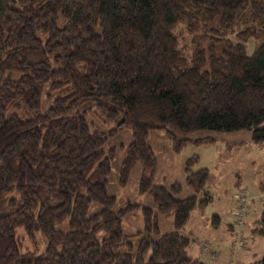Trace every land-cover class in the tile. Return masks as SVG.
<instances>
[{"label":"trees","instance_id":"16d2710c","mask_svg":"<svg viewBox=\"0 0 264 264\" xmlns=\"http://www.w3.org/2000/svg\"><path fill=\"white\" fill-rule=\"evenodd\" d=\"M239 19L246 27L232 41ZM183 20L201 33L191 64L173 31ZM260 28L264 0H0V264H208L188 253L182 229L212 201L209 170L188 163L197 195L185 199L153 188L149 131H165L177 151L214 139L195 138L203 133L247 131L264 141V44L248 55L243 43ZM85 102L117 127L92 130L86 111L74 112ZM124 127L133 141L121 182L141 162L140 191L154 192L159 212H174L169 233L144 208V229L125 234L126 209H113L114 151L103 146ZM92 202L102 208L88 215ZM65 219L68 232L57 227ZM257 224L264 236V210ZM20 226L46 236L45 250L23 251Z\"/></svg>","mask_w":264,"mask_h":264},{"label":"rangeland","instance_id":"374dc122","mask_svg":"<svg viewBox=\"0 0 264 264\" xmlns=\"http://www.w3.org/2000/svg\"><path fill=\"white\" fill-rule=\"evenodd\" d=\"M247 15L248 12L243 13ZM246 27L242 19L235 25L234 32L228 33L227 38L237 41L236 33ZM179 40V46L186 54L189 63L195 51L197 42L195 37L201 33H191L185 20L179 22L173 29ZM244 43L248 55L254 54L264 44V28L258 29V34L250 37ZM59 94H55L57 96ZM45 107L49 101L45 100ZM85 108L78 105L74 112L86 111V116L92 130L109 131L117 127L116 122H111L98 112L95 104L85 102ZM90 105V107H88ZM212 137L208 141H190L182 145L179 151L174 147V142L163 130H150L148 141L156 157V169L152 181L153 188H164L177 199H185L197 195L193 186L187 181L186 168L192 172L208 169L210 176L206 188L212 195V201L205 207L192 210L190 219L182 229L187 234L191 243L188 253L199 257L208 264H248L239 260V252L252 255L254 262L261 260L264 254V236L255 233L257 221L264 210V141L252 142L250 132L243 131L233 134L203 133L195 138ZM133 141L130 128H121L110 136L103 148L109 153L114 151L110 161L111 170L108 177V194L116 198L114 211L123 214L122 228L125 234H136L145 227L144 208L152 209L157 221L160 234L173 231L174 212L161 213L158 211L154 199V192L140 191L141 178L144 172L141 162L132 166L127 180L122 183L120 171L127 154V147ZM179 184L181 189L173 191V185ZM245 197V200H243ZM246 208L239 213L240 207ZM241 207V208H242ZM102 206L92 202L88 215L97 213ZM214 215L220 216V224L214 227ZM239 228V230L235 228ZM64 232L70 230L68 219L57 224ZM239 232V233H238ZM21 249L42 252L48 240L40 231L30 237L24 228L17 229ZM134 251L137 239L134 238ZM220 244V247L215 244ZM245 247V248H244ZM250 250V251H249ZM233 251V254H232Z\"/></svg>","mask_w":264,"mask_h":264},{"label":"crops","instance_id":"0c3cea01","mask_svg":"<svg viewBox=\"0 0 264 264\" xmlns=\"http://www.w3.org/2000/svg\"><path fill=\"white\" fill-rule=\"evenodd\" d=\"M235 228H236V230H237V229L239 230V228L236 227V225H235ZM238 233H239V232H238ZM215 245H216L217 247H218V246L220 247V244H219V243H218V244H215ZM244 248H245V247H244ZM243 250H244V249H242V250L239 252L240 254H238V255H239V260H240V262H241V261H244L245 263L251 264L253 261H255L252 255H247V254H245ZM249 251H250V250H249ZM232 254H233V251H232ZM222 264H228V263L223 262Z\"/></svg>","mask_w":264,"mask_h":264},{"label":"built area","instance_id":"2783aa9c","mask_svg":"<svg viewBox=\"0 0 264 264\" xmlns=\"http://www.w3.org/2000/svg\"><path fill=\"white\" fill-rule=\"evenodd\" d=\"M243 200H245V197H243ZM241 207H242V206H241ZM241 207H240L239 213H240V215L242 216V213L244 212V210H245L246 208H243V207L241 208Z\"/></svg>","mask_w":264,"mask_h":264}]
</instances>
